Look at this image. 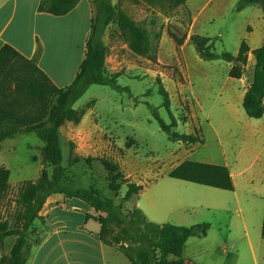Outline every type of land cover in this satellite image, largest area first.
I'll list each match as a JSON object with an SVG mask.
<instances>
[{
    "label": "crops",
    "instance_id": "0c3cea01",
    "mask_svg": "<svg viewBox=\"0 0 264 264\" xmlns=\"http://www.w3.org/2000/svg\"><path fill=\"white\" fill-rule=\"evenodd\" d=\"M40 1L0 0V48L4 44H9L25 57L33 58L37 55L40 45L42 52L38 59V66L58 88H66L74 82L85 58L86 43L91 32L94 13L93 7L89 0H81L69 14L54 16L38 11ZM191 1L188 0L186 3L192 15L189 33L185 36L182 45H177L175 41L170 40L174 55L177 56V51L181 52L185 60V68L187 59L184 54L191 46V37L204 36L200 29V17L213 2L216 3L215 7L206 17L221 13L228 1L235 6L234 9L238 13L254 6L237 11L239 0H207L201 9L194 13L191 9ZM252 14L260 20V29L263 30V34L260 36L254 28L249 29V38H246L251 49L248 63L240 79L230 76L232 65L227 70L223 86L224 88L229 86V99L223 101L218 108L215 122H211L203 106L199 101L196 102L200 112L206 116L208 121L206 127H210L208 132L203 126L200 127L202 143L190 145L186 158L177 161L165 172L158 165H150L149 168L144 169L141 179L133 177V183L144 186L137 197L136 207L141 209L151 222L171 223L177 226H192L203 222L211 224L210 231L204 237L208 240L207 243H211L210 247L203 242L205 240H193L199 237L189 238L183 254L186 264H208L206 262L209 256L220 257V264H264V238L262 237L264 116L260 119L249 118L243 108L244 97L252 84L256 64L253 50L259 48L264 40L263 9L254 8ZM210 38L213 40L216 37ZM251 40L255 45L251 43ZM158 52L160 54L164 52L162 43L158 47ZM107 67L111 72H116L118 66L113 64ZM190 82V75L186 70L183 78L174 81V87L178 88L182 96L186 84ZM234 113L238 114L243 121L241 122L242 141L237 140L238 144L227 149L223 147V128L220 123L218 124V120ZM64 129L71 131L70 134L73 135L72 139L76 145L75 152L80 156L101 148L107 152L113 150L112 140L104 139V131L96 123L92 109L85 112L80 123L68 122L67 127L63 126L60 129L61 136ZM30 134L32 133H21L16 137ZM211 135L217 138L218 147H215L208 139ZM25 145L31 148L28 141ZM43 147V141L37 143L39 150L42 151ZM202 149L206 150L200 152ZM198 152L200 158L191 159ZM182 153L181 151L179 155L175 154L172 157L180 158ZM189 159L194 162L227 167L234 190H224L169 176L172 170ZM29 160L37 161L38 157L30 156ZM0 167H6V165L0 164ZM10 171L12 178V170ZM234 212L240 217V223L234 222ZM218 214L230 215L227 226H245L244 233L236 241L230 242L229 239L223 243L219 241L223 238L222 232L214 227L217 226L215 223L209 221L211 217ZM87 215L95 216L96 213L83 200L68 198L63 194L52 195L41 213L44 218L43 226L40 228L43 241L32 249L26 264H131L128 263L127 258H123L120 251L106 245L100 239L99 222L93 218L87 220ZM50 223L55 226H49ZM248 226H259L261 237L257 233L253 237ZM229 234L231 236V231ZM209 238L212 239L209 240ZM198 245L200 253H198Z\"/></svg>",
    "mask_w": 264,
    "mask_h": 264
},
{
    "label": "rangeland",
    "instance_id": "374dc122",
    "mask_svg": "<svg viewBox=\"0 0 264 264\" xmlns=\"http://www.w3.org/2000/svg\"><path fill=\"white\" fill-rule=\"evenodd\" d=\"M89 1L93 7V17H96L99 11L104 12V15L112 14L113 16L115 13H123L137 25L147 29L153 38L160 34L158 47L162 43L164 48L162 54L158 52L157 61L141 57L129 48L127 30H122L116 20L107 24L102 35V41L106 48L105 68L109 75L120 74L117 83L121 89L110 85H91L75 103L74 108L78 111L92 109L96 123L104 131V139L112 140L113 150L107 152L101 148L80 156L75 152L76 145L72 139L73 135L70 134L71 131L64 129L61 136L62 166L66 169V173L60 184L71 190L95 188L99 191L102 200H111L119 208V212H121L119 220L123 221L124 216H128L136 208L138 197L133 195L128 200L125 198L128 191L126 182L133 183V177L141 179L144 169L149 168L150 165H158L165 172L171 165L186 158L189 154L187 150L191 148L190 145L183 142L171 141L167 134L161 130L154 114L157 113L167 124L172 123L171 116L173 115L177 121L175 128L177 132L195 134L198 131L201 137L200 127L206 128V132L210 127H206L208 121L206 116L200 112L196 102H200L211 122H215L218 108L223 101L229 99V86L224 88L223 85L231 64L220 59L205 60L201 58L192 44L184 54L187 59L186 68L181 52L177 51V56L174 55L170 40H175L171 34L182 38L190 30L192 15L187 5L173 7L168 2H164V5L160 6L155 0ZM206 1L192 0L191 9L193 12L197 13ZM215 4L213 2L200 17L202 34L205 37H216L212 40V52L218 54L228 52L236 56L241 41H248L246 38H249L250 28H254L260 36L263 34V30L260 29V20L252 14L254 8L259 7H248L244 12L238 13L234 9L235 6L228 1L221 13L206 17L211 14ZM113 64L118 66L116 72H111L107 67V65L112 66ZM185 69L190 75L191 82L186 84L185 92L181 96L178 88L174 87V81L183 78ZM162 87L170 94L169 109L164 106L165 98L160 93ZM241 122L243 121L240 116L235 113L218 120V124L220 123L223 128L224 148L235 146L238 144L237 140L242 141ZM208 139L215 147H218L215 136H208ZM27 141L31 144V148L25 145ZM37 143H42V141L35 133H32L5 140L0 144V164L6 165L12 170L11 184L15 191L20 182L38 181L43 171H46L48 179L53 180L54 178V169L45 160L43 149L41 151L37 148ZM180 150L183 152L181 157L174 159L172 156L179 155ZM204 150L206 149H202L200 152ZM199 154V152L196 153L191 159L200 158ZM34 155L38 157V160H29V157ZM107 163L111 169L114 166L117 168L110 172L106 166ZM113 178L116 183L120 184L121 188L118 191L110 189L109 179L113 180ZM14 198L12 201L11 194L8 199L9 206L7 203L11 222L14 221L12 215L16 211ZM93 210L96 213L95 216H107L106 212ZM233 215L234 222L240 223V217L235 212ZM210 219L209 221L217 225L214 227L222 232L223 238L219 240L222 243L227 239L230 242L236 241L245 231V226H227L230 215L218 214ZM119 220L111 222V226L116 232L124 226L118 222ZM36 225L42 228L43 221L37 220ZM20 226L19 223L15 225V227ZM49 226L55 225L50 223ZM248 228L253 237L256 233L261 237L259 226H248ZM211 239L209 238V240ZM193 240L203 241L205 239L203 237ZM15 241L16 236L6 239L4 247L6 254L9 255ZM33 241V237L29 239V243H33ZM203 242H206V245L210 247L211 243H207L208 240ZM197 249L200 253L199 245ZM121 255L123 258H127L123 253ZM219 260L220 257L209 256L206 263L220 264Z\"/></svg>",
    "mask_w": 264,
    "mask_h": 264
},
{
    "label": "trees",
    "instance_id": "16d2710c",
    "mask_svg": "<svg viewBox=\"0 0 264 264\" xmlns=\"http://www.w3.org/2000/svg\"><path fill=\"white\" fill-rule=\"evenodd\" d=\"M81 0H41L38 11L54 16L69 14ZM157 5L168 2L173 7L185 6L188 0H155ZM259 6L264 13V0H239L237 11L248 6ZM99 11L91 21V32L86 43L85 58L74 82L66 88H58L48 75L38 66L42 48L39 45L37 55L27 58L9 44L0 48V144L21 133H35L44 142L43 155L54 169L53 180L48 179L46 171L38 181L20 182L18 188L11 184V171L0 167V264H26L31 251L42 241V232L36 225L37 220L44 222L41 213L54 194H63L68 198H77L86 202L91 208L107 213V216L87 215L95 219L101 226L100 239L108 246L121 251L131 264H186L184 250L191 237L203 238L211 228L209 223L196 224L190 227L177 226L171 223L157 224L151 222L138 207L134 208L123 221L119 220V208L111 200H102L100 193L93 187L89 189H68L60 184L65 177L66 169L62 166L63 151L60 129L67 123H80L85 109L78 111L75 103L85 94L91 85H110L121 89L117 83L120 74L109 75L105 68L106 48L102 41L103 30L112 20H116L122 30H127L129 48L135 54L157 61L158 43L161 38L157 34L153 38L147 29L140 27L123 13L114 16L104 15ZM264 20V16H263ZM177 45H182L185 37L177 38L171 34ZM190 43L195 46L199 56L205 60H223L232 65L230 76L240 79L243 76L251 51L248 43H241L236 56L224 52H212V39L201 35H193ZM256 59L253 81L246 92L243 108L249 118L260 119L264 116V40L263 44L253 50ZM164 106L170 108L168 92L162 87ZM155 118L161 130L173 142L188 145L202 143L195 134H181L175 130L177 121L172 115V123L167 124L157 113ZM73 153L71 152V155ZM112 172L117 167L107 163ZM112 175V173H111ZM172 178L182 179L202 185L224 190H234V184L227 167L209 165L191 160L184 161L169 173ZM110 189L120 190L115 179H109ZM128 191L125 198L139 195L142 185L127 181ZM16 204V211L11 222L8 199ZM16 194V195H14ZM14 195V196H13ZM8 203V206H7ZM112 220L124 224L118 232L111 226ZM19 223L20 227H15ZM127 227V228H126ZM16 236L9 255L4 247L6 239ZM33 243H29L30 238ZM264 238V221L262 227Z\"/></svg>",
    "mask_w": 264,
    "mask_h": 264
}]
</instances>
